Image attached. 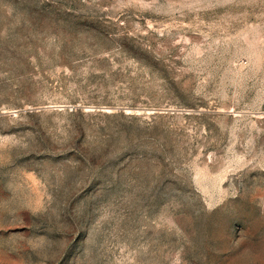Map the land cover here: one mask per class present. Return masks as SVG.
Returning a JSON list of instances; mask_svg holds the SVG:
<instances>
[{
    "label": "rangeland",
    "instance_id": "rangeland-1",
    "mask_svg": "<svg viewBox=\"0 0 264 264\" xmlns=\"http://www.w3.org/2000/svg\"><path fill=\"white\" fill-rule=\"evenodd\" d=\"M0 264H264V0H0Z\"/></svg>",
    "mask_w": 264,
    "mask_h": 264
}]
</instances>
